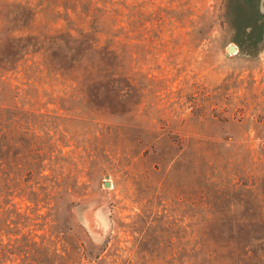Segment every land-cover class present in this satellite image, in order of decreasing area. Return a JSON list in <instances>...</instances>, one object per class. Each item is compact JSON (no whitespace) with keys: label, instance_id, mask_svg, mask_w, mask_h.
I'll return each mask as SVG.
<instances>
[{"label":"rangeland","instance_id":"rangeland-1","mask_svg":"<svg viewBox=\"0 0 264 264\" xmlns=\"http://www.w3.org/2000/svg\"><path fill=\"white\" fill-rule=\"evenodd\" d=\"M126 1L127 25L101 35L117 42L107 83L11 80L21 125L2 149L0 264H30L39 238L66 264H176L180 241L238 238L264 264V0ZM8 2L0 36L31 20ZM46 15L43 30L64 23ZM27 40L0 44V61ZM18 141L39 150L20 167Z\"/></svg>","mask_w":264,"mask_h":264},{"label":"trees","instance_id":"trees-1","mask_svg":"<svg viewBox=\"0 0 264 264\" xmlns=\"http://www.w3.org/2000/svg\"><path fill=\"white\" fill-rule=\"evenodd\" d=\"M18 1L24 11L25 9L30 10L31 20L28 25L21 23L15 30L6 31L4 29L1 32L2 53H5L4 47L13 38L19 40L21 45L24 41H28L27 37L36 38V46L30 52L23 50L22 54L17 56L16 61L12 62V59H9L7 55H4L0 61V95L6 93V96L0 98V166L3 161V147L7 146L10 149L13 146L14 133L18 129L16 127L21 125L20 118L15 113V104L8 103L17 92L16 85L11 82L13 78H16L14 74L20 72L26 78L41 76L50 78L55 75L63 80H71L77 85L79 82L91 85V83L100 80L107 83L111 80L113 72L106 53H115L114 47L117 42L116 40L108 42L106 36L110 34V29L118 24L121 28L125 27L129 18L126 11L129 9V3L126 0ZM46 14L56 15L57 18L61 16L64 23L57 26V19H52L43 30L41 24H37V22L38 19L40 22L41 17L42 20L47 17ZM19 21L22 22V20ZM96 22H99V29L94 28ZM102 34L106 36L102 38ZM79 92L82 93L83 89ZM9 94L11 95L9 96ZM5 99L8 102H3ZM17 143L21 148H18V152L22 153V161H17L15 164L20 167L28 162L29 153L34 154L39 150L31 146L26 148L24 142L18 141ZM5 157L6 162L12 165L14 161L10 160L9 156ZM197 173L199 172L197 171ZM2 180L0 172V188L4 184V180L3 182ZM236 184L237 182L231 183L233 186ZM252 184V178L241 181V186L248 189L253 186ZM37 187L40 188V186ZM42 187L46 193L49 192L46 183L42 184ZM48 199L53 200L49 195ZM37 200L38 198H35L36 203ZM39 215L37 214V216ZM215 215L212 213V216ZM197 229L202 233L205 230L202 224L195 228V232ZM33 244L35 253L32 257L33 262L30 264H66L59 260L60 257H63L62 252L57 250L53 244H50L49 247L44 238L34 240ZM252 246V241L242 242L238 238L220 243L212 242L210 247L200 239L188 242L180 241L176 248L181 249L183 253L177 257L176 264H257ZM66 255L69 253L65 252L64 257Z\"/></svg>","mask_w":264,"mask_h":264},{"label":"water","instance_id":"water-1","mask_svg":"<svg viewBox=\"0 0 264 264\" xmlns=\"http://www.w3.org/2000/svg\"><path fill=\"white\" fill-rule=\"evenodd\" d=\"M227 49L228 50H233L234 49V46L230 44V45L227 46ZM105 184H107V182H105Z\"/></svg>","mask_w":264,"mask_h":264}]
</instances>
